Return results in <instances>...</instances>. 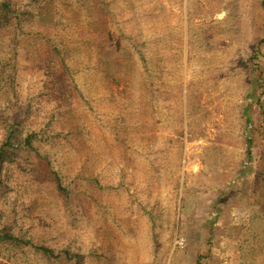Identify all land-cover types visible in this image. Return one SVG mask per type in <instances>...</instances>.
I'll list each match as a JSON object with an SVG mask.
<instances>
[{"label": "rangeland", "instance_id": "1", "mask_svg": "<svg viewBox=\"0 0 264 264\" xmlns=\"http://www.w3.org/2000/svg\"><path fill=\"white\" fill-rule=\"evenodd\" d=\"M263 38L264 0H0V264H264Z\"/></svg>", "mask_w": 264, "mask_h": 264}, {"label": "trees", "instance_id": "2", "mask_svg": "<svg viewBox=\"0 0 264 264\" xmlns=\"http://www.w3.org/2000/svg\"><path fill=\"white\" fill-rule=\"evenodd\" d=\"M36 1V0H33ZM260 44H264V38L261 40ZM5 153L4 150L2 148H0V164L3 160ZM0 241L1 242H14V243H18L19 241L16 238H13L11 236H9L8 234H4L1 230H0ZM38 250H42L44 251L46 254L51 253V250H48L46 248H42V247H35Z\"/></svg>", "mask_w": 264, "mask_h": 264}, {"label": "built area", "instance_id": "3", "mask_svg": "<svg viewBox=\"0 0 264 264\" xmlns=\"http://www.w3.org/2000/svg\"><path fill=\"white\" fill-rule=\"evenodd\" d=\"M174 244L177 245L178 247H182L184 245V239L176 237Z\"/></svg>", "mask_w": 264, "mask_h": 264}]
</instances>
